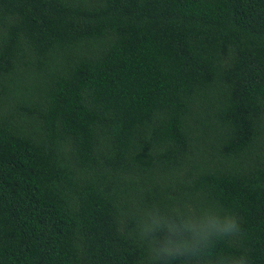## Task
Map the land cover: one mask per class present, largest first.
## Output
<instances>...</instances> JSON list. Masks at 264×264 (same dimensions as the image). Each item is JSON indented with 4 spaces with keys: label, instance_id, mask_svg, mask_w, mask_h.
Returning a JSON list of instances; mask_svg holds the SVG:
<instances>
[{
    "label": "trees",
    "instance_id": "1",
    "mask_svg": "<svg viewBox=\"0 0 264 264\" xmlns=\"http://www.w3.org/2000/svg\"><path fill=\"white\" fill-rule=\"evenodd\" d=\"M0 264H264V0H0Z\"/></svg>",
    "mask_w": 264,
    "mask_h": 264
},
{
    "label": "clouds",
    "instance_id": "2",
    "mask_svg": "<svg viewBox=\"0 0 264 264\" xmlns=\"http://www.w3.org/2000/svg\"><path fill=\"white\" fill-rule=\"evenodd\" d=\"M237 228L234 220H229L227 222L226 231H232ZM158 230H167L170 234H174L178 231L189 230L187 224H174L170 223L163 217L155 216L154 214H148L145 223L143 225V232L145 234L151 233ZM194 233L195 230L191 229ZM188 245L181 241H170L164 240L160 242V247L155 249L157 256H173L178 254L180 250H187Z\"/></svg>",
    "mask_w": 264,
    "mask_h": 264
}]
</instances>
